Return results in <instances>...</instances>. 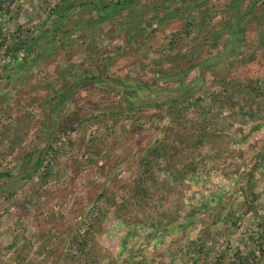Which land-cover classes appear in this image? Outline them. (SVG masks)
<instances>
[{
  "label": "rangeland",
  "instance_id": "374dc122",
  "mask_svg": "<svg viewBox=\"0 0 264 264\" xmlns=\"http://www.w3.org/2000/svg\"><path fill=\"white\" fill-rule=\"evenodd\" d=\"M3 1L0 60L20 66L9 80L0 71V171L11 173L0 179V264H264V1L233 59L203 77L227 40L210 32L234 0H175L162 23V0L103 22L120 0H41L36 12L32 1L28 20V0Z\"/></svg>",
  "mask_w": 264,
  "mask_h": 264
},
{
  "label": "trees",
  "instance_id": "16d2710c",
  "mask_svg": "<svg viewBox=\"0 0 264 264\" xmlns=\"http://www.w3.org/2000/svg\"><path fill=\"white\" fill-rule=\"evenodd\" d=\"M138 0H120L119 3H113L111 6L109 7H105L107 8L105 12L100 13L99 17L97 18L98 22H103L107 19H110L112 16H114L118 11L129 8L130 6H132L133 4H135ZM165 3L162 5V10H164V14H161L160 19H158L159 23H162V21H165L167 18L172 17L176 12H178L177 8H171V3L175 0H162ZM179 1H183V0H179ZM207 0H200V1H195V3L193 4H189L186 5L185 8L187 9H196L199 8V6H201L202 4L206 3ZM264 0H248L244 11L242 12V14H237V7L239 6L240 2H242V0H234L229 8H230V14H229V19L225 20V22L223 23V26L221 27V29L219 30H214L212 32H210L212 39L214 40V42L217 44L219 43V39L221 38L220 36L223 33H227V40L223 43V48L222 50L218 53L213 55L212 57L208 58V60H206V62H204L202 68L200 69V74L203 77L206 71L205 67H212L214 65H220L225 59L226 56L230 55V59L232 60L233 55L237 54L239 48L245 43L244 41V30L246 27V24L250 21H255L258 22L262 19H260L259 17V13L256 12L255 10L259 7L260 4L263 3ZM4 1L0 0V28L1 26L4 24V22L6 21V19L2 18V14L4 11ZM207 10H199L197 12L198 16L200 15V22H202L204 20L205 15H207L208 12H206ZM237 14V15H235ZM197 16V15H196ZM196 16L193 14L192 19L190 21L186 22L188 23V25H190V22H192V24L194 23V19L196 18ZM250 20V21H249ZM200 24V23H198ZM188 33H192V29H189L188 27H186L185 29ZM31 35V32L27 31L25 32V34H22L19 32L16 36H17V40L16 42L11 46V48H9V50L6 52V55L11 57V56H16L19 51V49H17L16 47L19 44H24L26 42L25 38ZM4 37V36H3ZM38 39V37H31V42L33 43L34 41H36ZM31 45L30 44H26L24 45V47L22 48V50H28ZM214 61V62H211ZM170 75V74H167ZM166 77V76H164ZM174 80H178L179 77L176 78V76H173ZM202 82L203 79L201 78ZM97 81H101L99 78L97 77H92V78H83L80 80H77V82L75 83L76 86H83L86 85L87 83H95ZM180 81V80H179ZM121 85H124L123 81H120ZM195 81H190L187 83H181L179 82L180 86L179 89L181 88L182 90H180L181 92H178L177 90H174V92H176V96H173V98L170 100V102L172 103H176V101L181 97V95H183L185 92H188L189 89H187L188 87H191V85L194 84ZM145 86V90L147 91H152V86L148 85L147 83L143 84ZM156 88L154 90V92L157 93L158 89H164L166 92L170 91L171 88L168 87H161L156 83ZM150 86V88H149ZM149 88V89H148ZM176 89V88H175ZM178 89V88H177ZM187 89V91H186ZM198 87H195L194 90H197ZM193 91V90H192ZM150 94V92H149ZM65 94H62L61 96H59V98L57 99V101H55V104L57 103H61L65 100ZM162 102H157L156 105L159 106V104H161ZM173 107V106H172ZM178 107V106H177ZM169 109H172L171 107H169ZM48 146H45L44 149L42 150L41 154H39L36 158L33 159L32 163H31V169L28 171H25L21 178L24 180H28L31 179L32 176L38 171V169L40 168L42 161L44 159L43 153L44 151L47 149ZM11 173L10 171H5L2 172L0 171V179L1 178H7L10 177ZM239 264H246L245 258L243 256H239Z\"/></svg>",
  "mask_w": 264,
  "mask_h": 264
},
{
  "label": "crops",
  "instance_id": "0c3cea01",
  "mask_svg": "<svg viewBox=\"0 0 264 264\" xmlns=\"http://www.w3.org/2000/svg\"><path fill=\"white\" fill-rule=\"evenodd\" d=\"M13 1V0H12ZM15 1V0H14ZM17 1V0H16ZM16 1H15V3H16ZM32 1H34V4H35V7H36V9L34 8V11L36 12L37 11V9H38V7H37V5L38 4H40L41 2V0H28V1H22L23 3H25V5L24 4H22L23 6H24V8H23V11L21 12V16L22 17H24L25 18V20H28V19H30V17L32 16V15H34V14H32L31 13V11H32V9H31V5H30V3L32 2ZM28 2H30L29 4H27ZM17 7H19V4H18V6ZM5 8L6 9H8V6H5ZM61 8H55V9H53V10H51L50 11V13L48 12V14L44 17V14H42L43 16V21H48L49 20V18L51 19V18H54V19H56V17L58 16V15H60L62 12H61ZM27 11V12H26ZM33 12V11H32ZM12 13V17H14V16H17L16 15V11H14V12H11ZM20 15V14H19ZM59 25V24H58ZM58 25H56V26H54V29H57V28H59V26ZM28 31V30H27ZM27 31H25V32H27ZM30 32V31H29ZM20 66V64H19V62L18 61H14V62H9L8 60H0V71H1V75H2V77L6 80H9V77H11V76H9L8 74L11 72V71H15V72H17L14 68H17V67H19ZM8 68H9V70H8ZM10 68H13V69H10ZM5 69V71L3 72L2 70H4ZM17 74V73H16Z\"/></svg>",
  "mask_w": 264,
  "mask_h": 264
}]
</instances>
